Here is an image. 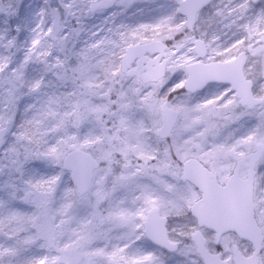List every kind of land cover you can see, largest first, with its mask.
<instances>
[{"label": "snow or ice", "instance_id": "obj_1", "mask_svg": "<svg viewBox=\"0 0 264 264\" xmlns=\"http://www.w3.org/2000/svg\"><path fill=\"white\" fill-rule=\"evenodd\" d=\"M0 264H264V0H0Z\"/></svg>", "mask_w": 264, "mask_h": 264}]
</instances>
